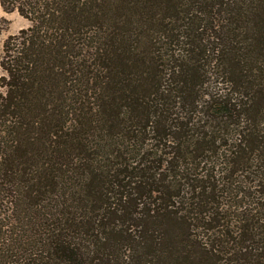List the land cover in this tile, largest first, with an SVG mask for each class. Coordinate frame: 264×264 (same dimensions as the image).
<instances>
[{
	"label": "trees",
	"instance_id": "obj_1",
	"mask_svg": "<svg viewBox=\"0 0 264 264\" xmlns=\"http://www.w3.org/2000/svg\"><path fill=\"white\" fill-rule=\"evenodd\" d=\"M0 6V264H264V0Z\"/></svg>",
	"mask_w": 264,
	"mask_h": 264
},
{
	"label": "rangeland",
	"instance_id": "obj_2",
	"mask_svg": "<svg viewBox=\"0 0 264 264\" xmlns=\"http://www.w3.org/2000/svg\"><path fill=\"white\" fill-rule=\"evenodd\" d=\"M29 25L30 22L21 17L17 11L5 12L0 6V56L2 54L3 42L7 37L17 34L21 29L27 28ZM1 76H4V72L0 68Z\"/></svg>",
	"mask_w": 264,
	"mask_h": 264
}]
</instances>
